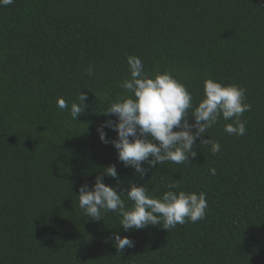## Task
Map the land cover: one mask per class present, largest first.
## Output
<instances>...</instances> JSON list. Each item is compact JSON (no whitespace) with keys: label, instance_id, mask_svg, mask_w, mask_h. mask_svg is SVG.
<instances>
[{"label":"trees","instance_id":"16d2710c","mask_svg":"<svg viewBox=\"0 0 264 264\" xmlns=\"http://www.w3.org/2000/svg\"><path fill=\"white\" fill-rule=\"evenodd\" d=\"M128 55L147 73H170L194 105L207 78L244 88L245 135H229L221 119L203 137L219 141L215 155L198 139L190 164H143V177L125 168L97 128L115 120L102 115L109 102L128 95L119 86ZM80 92L87 107L73 120L56 101L71 105ZM112 164L126 205L128 182L158 198L171 178L206 193L205 218L128 232L112 212L88 218L77 190ZM114 233L134 247L117 252ZM0 264H264V0L0 4Z\"/></svg>","mask_w":264,"mask_h":264},{"label":"clouds","instance_id":"9594fccd","mask_svg":"<svg viewBox=\"0 0 264 264\" xmlns=\"http://www.w3.org/2000/svg\"><path fill=\"white\" fill-rule=\"evenodd\" d=\"M14 0H0V4L9 5ZM130 78L120 83L128 95L121 94L109 102L102 115L114 116L97 128L98 138L103 144H111L117 160L125 168H132L143 177L148 168H154L164 162L190 164L189 158H195L194 150L199 139L200 146H210L213 155L220 152L219 141L204 139L206 132L219 120L225 123L224 131L229 135L243 136L246 133L243 114L250 110L246 103V90L236 84L222 85L211 78L203 81V97L193 104V96L187 88L170 73L150 74L145 71L142 61L134 55L126 57ZM89 67L88 75H92ZM87 95L80 92L77 101L69 103L57 98V107L69 110L73 120L81 116L87 105ZM189 117L192 122H189ZM116 133L115 139H108L104 129ZM174 129H176L174 131ZM147 164L148 168L142 167ZM215 175L216 170L210 169ZM117 182L116 186L105 185L104 176ZM118 172L114 164L104 168V172L95 177L89 186L82 184L78 188V205L83 214L96 221L102 220V213L112 212L120 217V227L124 232L142 230L148 226H161L164 230L203 220L208 208L206 193L203 191L185 192L180 190L179 181L166 182L167 191L158 198L148 195V188L142 184L128 182L126 197L131 205L121 199ZM117 252L134 247V241L127 236L114 233Z\"/></svg>","mask_w":264,"mask_h":264}]
</instances>
